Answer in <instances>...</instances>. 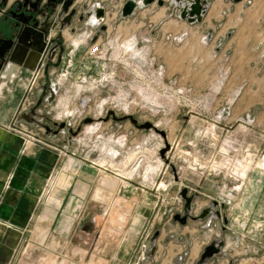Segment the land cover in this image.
<instances>
[{
	"label": "rangeland",
	"instance_id": "1",
	"mask_svg": "<svg viewBox=\"0 0 264 264\" xmlns=\"http://www.w3.org/2000/svg\"><path fill=\"white\" fill-rule=\"evenodd\" d=\"M225 2L232 6L227 13L233 14V0ZM119 3L114 0L115 8L111 10H117ZM236 5L246 10L243 19L247 24L225 35L219 44L223 45L222 49L218 52L210 43L214 36L204 40L206 34L203 28L194 27L176 34L177 25H168V11L161 17L160 29L149 25L141 27L142 22L150 24L151 20L156 21L153 19L157 15L156 4L147 9L150 12L139 10L135 16L128 18H121L110 11L107 17L109 29L100 41L101 51L106 52V57L99 59L89 56L86 51L84 54L79 52L81 57L78 62L69 68L70 76L62 80L61 91L53 104L46 108L51 118L66 120L75 127L85 118H93L92 123L96 125H84L78 138L77 156L89 158L94 148L97 154H103L106 147L113 146L119 152L115 160L91 158L109 169L124 168L126 159L132 154L129 151L132 143H141L148 138L146 143L152 150L169 144L171 150L166 153L169 163L161 159L155 173H149L146 167L143 169V164L142 173L134 179L151 188L157 185L155 178L162 181L166 174L171 181L175 172L179 183L172 186L161 183L159 191L146 189L148 195H156L152 199L158 196L159 201L155 212L148 218L147 238L139 244V249L143 250L142 244H146V249L132 257V262L140 258L143 264H163L166 250L160 253L159 241L153 237V233L158 231L160 234L165 232L163 244L178 246L182 243L184 249L180 253L175 249L173 264H189L191 242L185 238L187 233L184 235L175 228L183 224L174 220L176 214H183L184 200L180 192L187 188L189 193L199 194L192 203L195 205L192 215L198 217L202 207L211 206L214 209L211 225L207 227L211 220L209 216L201 218L203 228H196L195 237L196 240L200 238L198 241L202 242L203 253L209 243L221 238L217 218L224 213L234 224L226 230V235L231 239V231H239L235 249L246 252L232 255L230 242L227 258L234 263L238 261L237 264H264V191L258 192L257 207L251 213L249 223L244 218L238 224L234 220L237 214L231 212L232 204L247 198L244 190L251 174L257 173L264 180V170L260 168L264 156V0H242ZM232 18L225 16L224 21ZM163 21H166L164 26ZM182 35L185 36L180 40ZM173 37L176 39L173 40ZM82 40L81 45H85L86 37ZM135 46L136 52L133 53L131 47ZM222 53L223 60L217 62ZM203 55L209 56L208 62L203 63ZM159 70L163 71L162 78L158 77ZM203 78L211 81L208 86L226 88L250 81L254 93L245 96V101L249 100L253 107L248 111H234L230 101L227 102L229 96L215 93L203 95ZM195 88L200 90L199 93ZM224 107L230 116L225 113L221 117L219 112ZM108 111H113L117 118L132 115L138 124L153 123L165 132L167 138L164 141L153 130L139 129L129 119L117 121L110 115L108 121L100 120L106 117ZM247 114L255 119L252 127H242L237 122ZM118 138L124 139L123 146L114 144L113 141ZM249 162L251 165L247 164ZM201 184L204 188L199 190ZM214 203L217 205L214 206ZM191 219L188 218L183 226L192 223ZM170 227L175 231L169 233ZM223 253L224 250L220 251L208 262L202 261L200 254L193 264H221L219 258ZM52 257L48 256V264Z\"/></svg>",
	"mask_w": 264,
	"mask_h": 264
},
{
	"label": "crops",
	"instance_id": "2",
	"mask_svg": "<svg viewBox=\"0 0 264 264\" xmlns=\"http://www.w3.org/2000/svg\"><path fill=\"white\" fill-rule=\"evenodd\" d=\"M225 1L209 0L210 6L202 22L195 23L181 20L179 16L176 20L177 10L167 2L163 7H157V15L153 18L156 21L151 20L148 22L150 24L142 22L141 27L149 25L160 29L161 17L168 11V25H177L176 34L194 27L203 28L208 37L214 36L210 43L218 52L222 49L223 45L219 44L225 35L247 24L243 19L246 10H242L233 1L234 12L228 14V9L232 6ZM150 7L139 8L133 16L139 10L150 12L147 10ZM225 16L233 18L224 21ZM165 23L166 21H163L162 25ZM208 59L209 56L203 55V63L208 62ZM222 60L223 53L216 61ZM210 82L203 78V95L215 93L229 96L227 102L230 101L234 111H248L253 107L249 100L245 101V96L254 93V86L252 87L250 81L245 80L244 83L229 88L208 86ZM14 87L12 92L0 96V264H48V256H53L50 264H129L131 258L140 251L139 244L147 238L148 233L145 230L148 218L158 206V196L155 200L152 199L156 195H148L146 189L159 191L161 183L167 186L179 183L176 173H173L171 181L170 176L166 174L162 181L155 178L156 187L147 188L148 186L134 181L139 173L133 178H122L116 169L110 167L103 170L92 165L91 161L95 159L91 158L100 159L105 156L102 153L97 154L95 148L92 157L77 156L76 145L79 144L78 138L83 131L70 140L67 134L45 135L41 126L32 128L22 121H16V116L24 110L18 108L21 95L17 92L18 86ZM199 91L196 90V93ZM47 106L38 109L37 113L48 114ZM19 123L37 132V137L46 145L33 143L26 148L23 135L11 129L13 126H19ZM153 136L155 137L154 134ZM123 170L131 171L127 166ZM54 180L55 185L52 187ZM203 188V184L198 186L199 190ZM261 190L264 191V180L260 179L257 173L251 174L244 190L247 198L238 199L231 206V212L237 214L235 222L238 221L239 224L240 219L246 218L249 223L251 213L257 207L256 197ZM148 199L150 203L147 202ZM144 205L148 208H143ZM221 207L223 208V204ZM193 209L195 210L194 204L191 215ZM206 209L209 210L207 217L211 216L214 211L211 206L205 209L202 207L199 216ZM199 216L192 215V218L197 217V220L191 219L192 223L180 225L181 228L175 227L182 231V234H188L185 238L191 242L189 264H193L199 255L202 257L203 254L202 242L198 241L200 238L196 240L195 237L196 230L203 228V221ZM210 218L207 227L213 221L212 216ZM217 220L220 225V239L224 242V253L220 255L222 258H219L221 264H237L238 261L234 263L232 259L227 258V247L229 248L231 242L232 255L246 253L235 249V240L238 239L236 234L239 231H231L230 239L226 230L234 227L233 222L224 213ZM207 221L206 219L205 223ZM171 231L175 229L170 227L169 233ZM164 233L156 231L153 237H157L159 241V252L166 250V256L162 257L163 264H173L176 250L180 253L184 248L182 243L178 246L172 243L163 244L162 241L166 238ZM220 239L216 238L215 241Z\"/></svg>",
	"mask_w": 264,
	"mask_h": 264
},
{
	"label": "flooded vegetation",
	"instance_id": "3",
	"mask_svg": "<svg viewBox=\"0 0 264 264\" xmlns=\"http://www.w3.org/2000/svg\"><path fill=\"white\" fill-rule=\"evenodd\" d=\"M113 1L0 0V96L18 86L21 97L17 105L24 111L16 116V121L32 128L41 126L45 135L67 134L70 140L83 131L84 126L73 135L82 121L75 127L71 122L54 120L37 111L53 104L62 89L59 77L64 67L70 62L68 78L69 68L81 57L79 52L85 53L82 39L89 36L95 41L101 39L109 29L107 17L110 11L123 18L121 12L127 0H116L120 3L114 11L111 10L115 8ZM167 2L175 6L179 16L185 4L165 0L163 6ZM155 4L163 7L155 0L147 6L137 7L135 12ZM61 124L64 126L60 127ZM30 132L39 136L33 129Z\"/></svg>",
	"mask_w": 264,
	"mask_h": 264
},
{
	"label": "water",
	"instance_id": "4",
	"mask_svg": "<svg viewBox=\"0 0 264 264\" xmlns=\"http://www.w3.org/2000/svg\"><path fill=\"white\" fill-rule=\"evenodd\" d=\"M154 1L155 0H127L123 6L121 16L123 18L131 17L135 13V9L137 7L147 6L151 3H153ZM233 1L238 3L242 0H233ZM174 2L176 4H185L183 6L182 11L179 14V18L181 20H186L189 23L202 22L203 17H204L206 11L208 10V8L210 6L209 0H174ZM164 3H165V0H157V4L159 6H163ZM95 40L96 39L93 38L92 42H94ZM110 115L113 116V119L117 120V121L129 119L131 121V123L139 129H145V130L154 129L155 131L160 133V135H162L164 139L167 138L165 132L157 129L153 123L147 122L144 124H138L137 120L132 115H126L122 118H117L113 111H108L106 117L100 118V120L107 121ZM93 121H94L93 118H85L81 122L80 128L76 132H73V135H77L82 126L87 125L89 123H92ZM63 126H64V124H61L60 127H63ZM169 150H170V146L168 143H166L165 147L160 150V157H161V159L165 160L166 163H169V160L166 157V153ZM180 195L184 200V211H183V214H176L174 216V220H176L179 223L184 225L187 223L188 218H192V216H191L192 203H193L194 199L198 196V193H192L191 194V193H189L187 188H184L181 190ZM216 205H217V203H214V206H216ZM208 214H209V210L206 209L199 216V218L207 217ZM196 218L197 217L192 218V219H196ZM222 246H223L222 240L215 241V242L211 243L210 247L214 248V252L207 254V253H205L206 251H204V253L202 254V261L210 259L214 255L218 254L221 251Z\"/></svg>",
	"mask_w": 264,
	"mask_h": 264
},
{
	"label": "built area",
	"instance_id": "5",
	"mask_svg": "<svg viewBox=\"0 0 264 264\" xmlns=\"http://www.w3.org/2000/svg\"><path fill=\"white\" fill-rule=\"evenodd\" d=\"M184 36L185 35H182L180 40H182V38ZM92 39L93 38L91 36L86 37V40H85V43H84L85 46H86V54H88L89 56H92V57H97L99 59H103L104 57H106V52L101 51L100 41L102 39H98L97 41H94V42H92ZM174 39H176V37H173V40ZM204 40H208V35H206L204 37ZM69 63L70 62H68L67 66L63 69L62 73L60 74L59 79H61V81L67 78ZM157 74H158L159 78L163 77V75H162L163 71L159 70V72ZM1 86H2V84L0 85V88H1ZM226 110H227V108H225V107L221 108V110L219 112L221 117L224 116L225 113H226V115L230 116V112H227ZM237 122L239 124H241L242 127H252L254 125V123H255V119L250 114H247L245 118L239 119V120H237ZM18 125L19 126H13L11 129L16 131V132H18V133H20L21 135H23L24 140H25V147L26 148L28 146H30L31 144H33V143H42V144L46 145V143L43 142L39 137L33 135L30 132V130L25 125H23L22 123H19ZM146 139H148V138H146ZM146 139H144L143 142H141V143H132L131 147H129V151H131L132 153H135L137 155L141 151V147L146 146V144H147L146 143ZM167 154H169V152ZM117 155H119V152H118ZM117 155H116V157H117ZM154 160H158V158L156 157ZM143 161H144V159L141 156L136 158V161L134 162V165H132V167H131V171L132 172H131V175H130L129 178H133L135 176V174L139 173V170L141 169V167L144 164ZM251 162H249L247 164L251 165ZM91 164L94 165V166H98L99 168H101L103 170H107L108 169L105 166H102V165H99V164L93 162V160L91 161ZM236 164H238V163H236ZM261 164H262V166L260 168L264 170V156H263ZM213 165H215V164H213ZM252 165H254V164H252ZM239 166H240V164H239ZM157 169H158L157 166L154 167V168L146 167V171H149L151 173H155L157 171ZM237 178H239L238 173H237ZM141 248L143 250L140 249V251H145L146 244H142ZM142 262H143V260H141L139 258V259H136L133 262L130 261L129 264H143Z\"/></svg>",
	"mask_w": 264,
	"mask_h": 264
},
{
	"label": "bare ground",
	"instance_id": "6",
	"mask_svg": "<svg viewBox=\"0 0 264 264\" xmlns=\"http://www.w3.org/2000/svg\"><path fill=\"white\" fill-rule=\"evenodd\" d=\"M135 44V43H134ZM135 48H136V46L135 47H131V49H132V51H133V53H135L136 51H135ZM92 125H96V123H89V124H87V127L88 126H92ZM156 128H157V126L156 125H154ZM88 129H91V128H88ZM93 129V128H92ZM158 129V128H157ZM94 130V129H93ZM151 130H153L154 132H156L157 134H159L160 135V133H158L157 131H155L154 129H151ZM150 130V131H151ZM90 130H88V132H89ZM92 133V132H91ZM161 137H162V139L165 141L166 139H164L163 138V136L162 135H160ZM154 137V136H153ZM114 142V144L115 143H117V145H119V146H123L124 145V139H121L120 140V138H118L117 140H116V142H115V140L113 141ZM165 143V142H164ZM152 144V143H151ZM150 145V144H149ZM149 145H147L146 144V146H143V147H141V151L136 155L135 153H132L130 156H129V158L128 159H126V163H125V165L127 166V167H130V165H134V162L136 161V158L137 157H139V156H141L143 159H144V161H143V163H144V167H143V169H145V167H151V168H154V167H156V166H158L159 165V163H161L162 161H161V158L159 157V152H160V150L162 149V148H164L165 147V144L163 145L162 144V148L161 147H159L157 150H156V148H155V150H152L151 148H150V146ZM164 146V147H163ZM113 147V146H112ZM111 146H108V147H106L107 149H106V152L105 153H103L102 155H104L106 158H111L112 159V161L113 160H115V158H116V155L118 154V150L114 147V148H112ZM96 153H97V151H96ZM99 153H101V152H99ZM158 158V160H154L155 158ZM131 161V162H130ZM158 164V165H157ZM125 165H124V167H125ZM123 168V167H122ZM124 169V168H123ZM120 170V169H116L117 171H119L120 173H119V176L120 177H122V178H127V177H129L130 175H131V171H124V170ZM140 173H142V170H139V174ZM51 186L53 187V182H52V184H51ZM51 187V188H52ZM205 253H207V254H210V253H213L214 252V248L213 247H210V245H208V246H206V248H205Z\"/></svg>",
	"mask_w": 264,
	"mask_h": 264
}]
</instances>
